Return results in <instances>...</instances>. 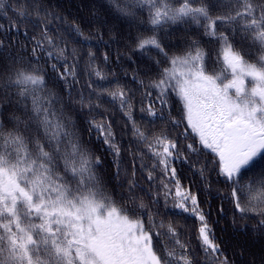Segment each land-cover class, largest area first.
<instances>
[{"label":"snow or ice","instance_id":"obj_1","mask_svg":"<svg viewBox=\"0 0 264 264\" xmlns=\"http://www.w3.org/2000/svg\"><path fill=\"white\" fill-rule=\"evenodd\" d=\"M6 7L0 0V9ZM107 8L135 28V50L157 73L147 85L152 91L145 93L141 118L155 125L168 119L170 98L181 105V120L168 122L173 128L183 124L184 131L173 138L136 123L126 90L108 92L131 123L140 168L149 167L144 157L152 161L150 186L160 173L153 203L162 195L165 207L171 199L176 214L197 218L196 239L207 264H230L198 196L183 188L173 165L183 155L180 136L191 138L186 152L209 157L201 177L211 165L230 188L234 211L241 219L259 217L257 226L264 229V0H108ZM181 25L186 35L194 33L183 46L171 43ZM204 38L217 45L215 59L201 46ZM93 74L100 83L89 81L92 91L78 100L90 110L101 107L114 83H102L106 77L98 69ZM75 75L66 49L47 29L30 54L0 58V264H198L177 227L157 222L159 213L154 216L136 195L135 165L133 179L125 181L128 196L118 202L108 192L101 157L65 111L64 93L71 99L69 77ZM92 129L118 158L111 124L89 121L87 131Z\"/></svg>","mask_w":264,"mask_h":264},{"label":"trees","instance_id":"obj_2","mask_svg":"<svg viewBox=\"0 0 264 264\" xmlns=\"http://www.w3.org/2000/svg\"><path fill=\"white\" fill-rule=\"evenodd\" d=\"M107 2L108 0H5L7 7L0 9V41L3 42L0 58L30 54V48L36 40L42 39V32L47 29V35L54 38L56 45L66 49L69 67L75 65V80L69 77L71 99L64 93L65 111L76 121L83 139L90 141L87 146L95 155L101 157L100 174L108 192L112 193L118 202L121 196L127 197L129 193L125 181L133 179L132 171L135 165L136 195L154 216L159 213L155 216L157 222H172L177 227L181 239L190 242L198 264H207L196 239L199 220L187 213L176 214L171 199L165 207L162 195L158 202L153 203L152 197L160 191V173L157 171V179L151 182L150 186L146 177L152 161L144 157L143 163L149 167L140 168L138 144L132 135L131 123L120 110L118 102H109L108 92L116 91L119 86L132 97L133 119L143 130L164 129L169 131L173 138L184 131L183 124L173 128L168 122L172 118L179 121L182 117L181 105L174 97L169 99L171 115H168L169 110L165 111L168 119H157L155 125H150L141 118L144 114L140 112V108L148 103L145 93L152 91L147 85L157 78V73L151 69L147 59L135 50L130 38L135 35V28L130 29L127 24L117 20L108 11ZM23 11L27 14L18 15ZM77 27L80 32L75 31ZM179 28L180 30L172 35L171 43H180L183 46L184 40L194 33L189 31L186 35L184 26ZM207 39L204 38L201 46L215 59L217 45L208 44ZM42 42L47 43L46 40ZM73 50L74 55L70 54ZM90 52L93 54L91 59L88 55ZM152 55L155 56V53ZM93 68L106 77L102 83H114L109 85L104 93L105 99L101 102V107L90 110L88 107L81 108L78 100L81 94L87 98L92 91L87 87L89 81L100 83L94 74L90 75ZM154 96L155 93L153 99ZM92 99L95 103V97ZM89 121L111 124L116 143L120 147L118 158H114L108 147L102 144V137L96 129H92L91 133L87 131ZM179 142L180 150L183 155L188 156V161L184 162L183 155L174 161L177 177L183 188L198 196L212 233L217 242L221 243L230 264H264V229L257 226L260 218H251L253 214L249 213L248 217L241 219L240 214L234 211L233 204L229 202L230 188L223 177L212 171L211 165H208V170L201 177L199 169L209 159L208 155L188 154L186 145L193 142L191 138L184 139L180 136ZM144 219L147 220V217Z\"/></svg>","mask_w":264,"mask_h":264}]
</instances>
